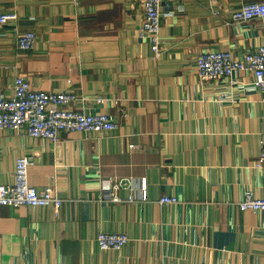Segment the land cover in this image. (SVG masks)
Segmentation results:
<instances>
[{
  "label": "crops",
  "instance_id": "crops-1",
  "mask_svg": "<svg viewBox=\"0 0 264 264\" xmlns=\"http://www.w3.org/2000/svg\"><path fill=\"white\" fill-rule=\"evenodd\" d=\"M251 1L263 0H163L155 56L141 0H0L17 14L0 24V89L22 74L117 122L56 141L0 128V183L30 154L28 181L62 198L0 205V264H264V215L237 204L264 195V96L250 69L200 81L194 66L203 50L242 58L263 43L264 16L231 17ZM27 29L36 44L21 49ZM99 231L129 239L99 249Z\"/></svg>",
  "mask_w": 264,
  "mask_h": 264
},
{
  "label": "built area",
  "instance_id": "built-area-1",
  "mask_svg": "<svg viewBox=\"0 0 264 264\" xmlns=\"http://www.w3.org/2000/svg\"><path fill=\"white\" fill-rule=\"evenodd\" d=\"M162 1L141 0V31L148 37L151 51L155 56L160 52ZM263 16L264 0L244 2L231 15L235 21ZM16 17L14 11H0V24L15 20ZM16 44L21 49H32L36 44L35 32L32 29L19 32ZM194 66L200 81H216L241 69H250L253 72V87L264 96V41L254 50L244 53L242 58H235L229 50H203L195 57ZM76 98L77 95L71 91H46L35 88L22 74H17L11 94L0 89V128L5 127L32 137L56 141L61 131H106L117 126L115 119L108 113L85 112L70 107L69 104ZM258 158L264 160V133L260 138ZM31 159L30 154H24L16 159L14 180L10 183H0V205H52L57 210L62 204V198L52 187H37L28 181L27 171ZM117 198L115 194L112 195V199ZM160 201L170 203L176 201V197L162 195ZM237 204L241 209L261 210L264 215V195L254 196L252 191L245 190ZM128 239L122 231H99L95 236L99 249H120Z\"/></svg>",
  "mask_w": 264,
  "mask_h": 264
}]
</instances>
